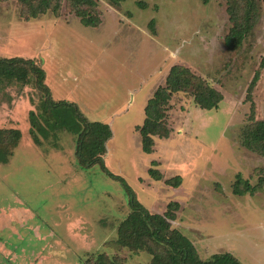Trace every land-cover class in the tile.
<instances>
[{
	"label": "rangeland",
	"instance_id": "374dc122",
	"mask_svg": "<svg viewBox=\"0 0 264 264\" xmlns=\"http://www.w3.org/2000/svg\"><path fill=\"white\" fill-rule=\"evenodd\" d=\"M38 1L0 0V59L42 61L53 100L109 124L106 168L152 214L178 202L172 225L197 242L202 259L235 251L248 264L258 256L264 262V154L260 145L243 144L244 129L264 120V0L259 21L234 50L225 43L232 0H94L96 10L81 9L99 19L98 27L84 26L67 1L58 14L32 17ZM175 65L190 68L223 101L204 110L193 94L175 93L166 107L169 137L154 136L146 154L139 132L145 107ZM43 92L35 76L26 84L0 82V264H96L103 254L152 264L147 249L114 246L131 213L127 188L99 165L79 162L76 126L43 108ZM10 130L21 138L7 141ZM238 175L256 187L254 195L233 194Z\"/></svg>",
	"mask_w": 264,
	"mask_h": 264
},
{
	"label": "trees",
	"instance_id": "16d2710c",
	"mask_svg": "<svg viewBox=\"0 0 264 264\" xmlns=\"http://www.w3.org/2000/svg\"><path fill=\"white\" fill-rule=\"evenodd\" d=\"M30 1V0H23ZM64 1L69 2L76 10V15L80 17L81 23L87 27H98L99 19L89 15L87 9L90 7L96 10L97 2L94 0H39L37 4H32V17L46 14L50 11L58 14ZM115 6L127 0H110ZM230 6V20L233 27L225 39L229 50L239 48L244 43L247 35L252 32L256 23L259 21L261 12L259 0H232ZM231 1V2H232ZM234 4L236 6H234ZM242 5L241 12L237 11ZM142 8L147 4L140 2ZM242 14V15H241ZM154 20L151 24L153 25ZM42 61L37 63L35 59L21 57L0 59V82L4 80H14L27 83L31 77H36V86L44 91L46 97L42 98L43 108L57 116L64 126L75 127L79 132V142L77 156L79 162L91 168L99 165L106 174L118 179L126 186L129 194V206L131 213L118 228V238L114 243L119 249L130 248L134 250L147 249L152 255V264H242L230 253H217L208 259H202L197 251L195 244L180 230L174 228L172 221L176 220V213L181 206L178 202L168 204V210L164 214L150 213L136 197V193L120 177L114 176L104 164V155L107 153V143L113 138L111 126L104 122L89 121L75 103L64 100H53L50 89L45 83L46 73L42 67ZM259 72L255 75L251 89L259 79ZM166 86L159 87L154 95L148 100L145 107L146 118L143 125L139 128L142 138V150L146 154L153 152L154 136L168 138L170 131L167 127L166 107L175 93L186 92L193 94L194 101L201 109L213 110L219 108L223 101V95L210 86L206 81L192 72L190 68L182 65H175L171 68L166 80ZM32 135L36 138L34 129L38 126L36 113L31 112ZM55 121L51 126L58 125ZM52 127V129H53ZM10 135H6L7 141L13 142L21 138L20 130H10ZM243 144L246 148H259L264 154V120L256 121L246 127L243 131ZM153 164L156 162L153 161ZM149 175L156 181L162 180L160 170L149 169ZM180 180V177L178 178ZM179 180L172 186H178ZM167 183V182H166ZM256 187L252 186L248 180L242 179L238 175L237 181L233 184V194L244 196L254 195ZM96 264H122L114 260H109L105 254L100 255Z\"/></svg>",
	"mask_w": 264,
	"mask_h": 264
},
{
	"label": "crops",
	"instance_id": "0c3cea01",
	"mask_svg": "<svg viewBox=\"0 0 264 264\" xmlns=\"http://www.w3.org/2000/svg\"><path fill=\"white\" fill-rule=\"evenodd\" d=\"M185 209L182 210V212H180V214L182 215V213H184ZM177 223H179V221H176ZM187 236V235H186ZM188 237V236H187ZM189 238V237H188ZM190 239V238H189ZM197 247V242L194 241L193 239H190ZM198 241V240H197ZM199 242V241H198ZM198 249V248H197ZM200 253V251H199ZM217 253H230L232 254L238 261H240L242 264H248L245 260H243L241 258V256L236 253L235 251H223V252H213V253H209V255L207 257H205V259L210 258L212 255L217 254ZM261 257L258 262L256 264H264L263 260H262V256H258Z\"/></svg>",
	"mask_w": 264,
	"mask_h": 264
}]
</instances>
